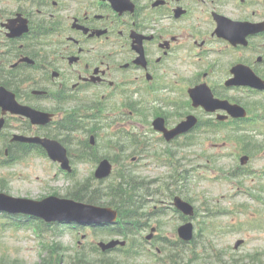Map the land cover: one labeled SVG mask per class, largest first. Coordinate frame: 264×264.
I'll list each match as a JSON object with an SVG mask.
<instances>
[{
	"label": "rangeland",
	"instance_id": "rangeland-1",
	"mask_svg": "<svg viewBox=\"0 0 264 264\" xmlns=\"http://www.w3.org/2000/svg\"><path fill=\"white\" fill-rule=\"evenodd\" d=\"M136 1L140 6L143 4V0ZM233 1L235 0H227L224 5L220 0H215L211 5L221 2L220 5L224 7L216 10L233 18L243 17L246 13H240ZM52 2L53 5L45 8L35 7L32 10L33 18L40 20V11L45 12L48 17L54 16L60 22L62 33L66 32L75 17L82 18L81 12L74 11L78 8V3L65 2L63 8L60 2ZM173 2H176V6L179 4L177 0ZM180 4L190 13L185 22L176 24L177 28L172 25L180 35L176 44V60L165 59L158 69H150L156 82H170L176 79V95L168 94V90L151 92L145 89L132 92L129 85H124V91L118 98L120 104L113 100L115 106L104 110L103 116L110 115L109 118L96 120V123L103 124L104 127L100 135L98 134L96 148L103 155L113 156L118 173L124 168V161L116 156L115 148L124 143L123 138L118 135L120 123L124 121V125L130 129L136 126V137L142 135L147 141L146 145L130 152L128 163L137 170L138 177L148 181L149 193L146 195L144 208V211L148 212L145 220L148 225L137 239L144 241L141 235L146 236L152 227H156L154 240H151L154 243L145 242L143 248L146 251L133 259L123 261L113 257V261L117 264H164L162 238L165 236L169 240L178 239V228L185 222V218L176 212L172 204L171 195L176 194L187 198L196 208L197 214L193 219L196 231L203 228L200 238L201 257L207 258L210 254L214 256L203 259L205 264H254L255 261L264 264V126L257 127L255 132H249L252 140L243 147L249 148L251 158L244 166L240 165V157L248 155V152L239 148L240 132L207 131L198 128L178 138L176 143L168 144L152 128L153 119L164 112L171 124L180 121L188 112L195 113L187 93V82L192 79L194 68L199 66L190 65L194 53L191 49V39L196 37L195 29L199 34L204 33L203 37L209 28L211 31L214 29V25H210L200 13L199 5L203 6L205 3L200 0H183ZM11 7L10 4L6 6ZM24 8L31 9L29 3H17V10ZM171 58L175 59L174 56ZM243 58L249 60L250 53L244 50ZM120 62L121 60L118 63ZM66 70L70 71L68 64ZM66 70L62 71L63 77L68 75L72 78L71 74H66ZM117 71L118 79H145L139 71L123 73L118 67ZM76 78L66 80L68 85L78 81ZM99 95V92H91L75 107L83 110L88 105H95ZM244 97L247 99L245 102L250 103L252 98L246 94ZM108 102L109 100H104L105 107H108ZM10 122L13 127L11 134L20 132L19 121L11 119ZM73 136L76 139L81 138L77 133ZM4 149L5 142L0 137V159L4 156ZM73 166L79 180H85L96 169V165L80 160L75 161ZM240 167L246 168L245 175L241 174ZM65 177L58 164L47 156L33 153L20 163L0 166V192L35 199H41L54 192L66 194L74 186ZM105 199L107 200L106 197L103 200ZM113 237H95L90 229L80 228L77 231L65 232L61 241L71 250H75L78 245H82L79 241L84 245L92 241H108ZM239 239L244 242L239 248H235ZM51 240L53 237L49 233L41 238L29 228H8L0 219V264H37ZM203 243L206 246L203 247ZM194 263L197 262L194 260Z\"/></svg>",
	"mask_w": 264,
	"mask_h": 264
},
{
	"label": "flooded vegetation",
	"instance_id": "flooded-vegetation-1",
	"mask_svg": "<svg viewBox=\"0 0 264 264\" xmlns=\"http://www.w3.org/2000/svg\"><path fill=\"white\" fill-rule=\"evenodd\" d=\"M173 1L176 0H166V10L170 11L167 14L161 15L163 12L161 10L157 11V15L161 16L159 22L156 21L153 24H149V22L146 21L142 23V32L144 34L150 33L148 35L152 36V39L145 43V47L149 56L152 57L153 55L154 58V60L151 58L148 59L147 69L140 70L142 73H145V75L150 73V69H158L159 63L163 59H167L170 55V51L176 48V40L178 39L177 37L179 34H176V29L172 27V25L176 26V24H170L172 9L176 6V2ZM180 2H183V0H180ZM258 5L261 6L260 4ZM149 9L150 8H147L143 11V16L147 20L151 18L152 14L149 12ZM261 9H263V14L259 11ZM257 11H259L258 18L261 19V16L264 15V0L261 8H257ZM81 13V19L79 17H75L74 19L89 26L91 29L106 27L109 32L107 39H110V35L115 34L116 32L125 35V30L120 28L116 29V21L110 18L115 17L119 20L124 19L123 26L127 28L126 33L131 30L134 24H136L134 18H130L131 16H116V14L108 12L96 13L94 11L90 12L88 9H85ZM99 18H103V20H100ZM72 23L69 25V28L65 33L53 29L47 30L34 41V47L22 43L24 40L30 43V35L20 37L7 35V39L0 44V64H2V68L5 65L12 74H15L13 73L12 68L18 64L19 60L28 56L34 61L32 78L38 85L47 83L50 78L55 79V77H58L61 80L69 78L68 75L63 77L62 74V71L66 70L68 64L70 71L66 70V74H71L73 78L77 77V80L79 81L77 87L87 84H94L98 88H104L106 84L113 86L114 81L112 76L116 73L113 71L114 67L107 56L101 57L98 55V50L101 47L106 46L105 44H102L105 40L102 39L101 36L90 37L89 35H85L81 30L74 28ZM154 25H156V28ZM1 32L3 34H0V38H3L7 32L3 28L1 29ZM260 37L261 34L255 36L254 39ZM262 37H264V34ZM89 38H92L96 45L93 44L87 48L86 42L90 41L88 40ZM125 39L128 43L130 42L128 34L125 35ZM83 51H87V53L85 54ZM157 54H159L158 58ZM252 58L253 62L249 64L255 71L260 72L261 64L264 61V43L263 52L258 51L257 54L253 53ZM129 62L130 61H124L120 64V67L130 66ZM96 64V68H98L97 73H95L96 68L92 71V67ZM24 65L25 64H20L19 67ZM99 66H101V69ZM131 70L136 69L132 66ZM2 71L4 73V70ZM203 75H208V72L203 73ZM228 75L229 73H227V78H229ZM152 77L154 78L153 74ZM10 79L14 81V79Z\"/></svg>",
	"mask_w": 264,
	"mask_h": 264
},
{
	"label": "water",
	"instance_id": "water-1",
	"mask_svg": "<svg viewBox=\"0 0 264 264\" xmlns=\"http://www.w3.org/2000/svg\"><path fill=\"white\" fill-rule=\"evenodd\" d=\"M114 5L120 10H124L120 4V0H114ZM236 70V69H235ZM238 83H245L256 88H264V81L256 76L248 68L244 73L237 75ZM6 96L2 98L3 92ZM190 93L194 99V105H204L206 109L214 111L218 108L228 110L232 115L236 117L244 116L246 111L244 108L237 104H231L227 100L216 99L212 94L211 90L206 84L197 86L190 89ZM0 103L10 109L13 112H22L34 117L37 121H45L46 119L37 117L34 115V110L19 105L13 98L12 94L7 92L4 88L0 91ZM197 120L193 115L189 116L186 121L180 123L175 129L167 130L165 127V121L163 118H158L155 121V127L165 132L168 139L190 130ZM34 140V139H33ZM49 150L50 155L54 159L63 161L64 166L68 167V159L66 156V150L57 142L50 140H40ZM104 167V166H103ZM103 169V168H102ZM105 169V167H104ZM177 207L184 213L193 214V207L182 201L180 198L176 199ZM0 210L9 212H27L33 215L40 216L47 221L63 220V219H75L78 221H92L97 218L103 219H114L116 213L108 208H99L95 206H85L77 204L71 200L60 199L56 196H51L43 200H31L26 198L12 197L3 193H0ZM192 224L188 223L180 228V235L185 239L189 240L192 238ZM116 244L113 241L107 245L102 244L103 247L111 248Z\"/></svg>",
	"mask_w": 264,
	"mask_h": 264
},
{
	"label": "trees",
	"instance_id": "trees-1",
	"mask_svg": "<svg viewBox=\"0 0 264 264\" xmlns=\"http://www.w3.org/2000/svg\"><path fill=\"white\" fill-rule=\"evenodd\" d=\"M75 117L76 116L71 115V119ZM74 123H76V121H74ZM16 147L17 152L15 154L12 153V150H10L8 158L9 160H15L18 156H23L32 149V147L27 144H17ZM124 174L125 173H123L122 175ZM125 175L126 176H123L122 180L118 183V185L114 187L113 190L110 192V196L112 197V199L110 200L109 204L115 205L122 214V221L119 223V226L123 229L130 230L132 228L130 224L137 217V210L135 207V202H133L132 200V195L133 192L138 189L137 185L142 181H138L134 176H128L127 174ZM67 196L88 203H99L101 200L98 191L93 190V188L86 182L77 184L72 190L69 191V194ZM10 218L14 219L12 217ZM18 218L22 221V218ZM34 225L37 229L44 230V228L50 229V226H52L53 224L50 225L44 223L41 220H35ZM116 228L109 229L108 232L114 231L116 233L121 234L122 230ZM44 231L47 232L49 230ZM61 233L58 232L55 236L60 237ZM183 246L188 245L183 242H180V247ZM46 250L48 251V254L40 264H115L110 259H107L110 257L106 255V258L96 259L90 257L87 253L88 250L85 248H81L78 250L79 253L71 255L68 253L67 248L64 247V245H62L58 241H52L47 243ZM91 252L92 254L99 253L100 255H103L99 252V249L96 245L92 247ZM192 261V256L182 253L176 255V264H190L192 263Z\"/></svg>",
	"mask_w": 264,
	"mask_h": 264
}]
</instances>
